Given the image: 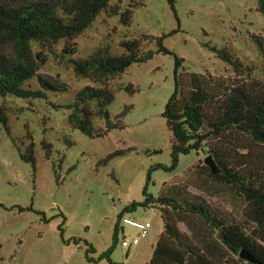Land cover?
<instances>
[{"label": "rangeland", "instance_id": "1", "mask_svg": "<svg viewBox=\"0 0 264 264\" xmlns=\"http://www.w3.org/2000/svg\"><path fill=\"white\" fill-rule=\"evenodd\" d=\"M133 1L137 2L111 0L110 9L74 41L78 46L74 56L62 54L64 42L46 52L48 62L39 74L66 84L67 93L3 101L8 123L0 124V264H109L98 258L111 247L114 264H145L158 231H163L160 212L139 208L124 216L152 225L149 236L129 254L122 247L123 238L131 239L138 232L122 219L114 243V229L126 206L144 200L150 169L172 166V133L163 113L175 90V57L184 60L183 68L192 73L226 81H264V51L255 40L259 38L264 47V16L258 12L257 0H176L175 11L168 0H144V6L132 9L131 25L124 26L111 9L124 12ZM144 37H164L163 47L169 54L156 53L152 60L134 64L121 78L109 81L115 98L108 107L110 120L130 109L123 118L124 128L101 138L73 129L71 110L65 106L85 87L100 85L78 79L68 62L86 59L103 47L111 55H122V43L132 40L142 41V52H157L156 41L150 43ZM40 49L33 46L35 53ZM223 50L239 62L243 74L221 59ZM29 86L42 91L36 78L25 88ZM130 87L133 94L127 91ZM105 124L104 119H94L93 129L104 130ZM31 142L35 170L20 156ZM44 144L51 146L49 159ZM115 153L119 154L107 160ZM205 158L201 152L181 155L175 170L151 172L148 192L157 197L164 183L184 181L188 170L200 161L204 165ZM209 189L211 196L194 187L188 193L225 211L231 219L243 220L240 199L220 186ZM179 229L188 233L184 224ZM89 248L93 262L86 259Z\"/></svg>", "mask_w": 264, "mask_h": 264}, {"label": "trees", "instance_id": "2", "mask_svg": "<svg viewBox=\"0 0 264 264\" xmlns=\"http://www.w3.org/2000/svg\"><path fill=\"white\" fill-rule=\"evenodd\" d=\"M111 0H0V124L7 126V109L3 101L9 98H43L45 92L67 93L69 87L58 79L39 72L48 62L46 52H53L64 42L62 54L74 56L78 46L74 42L88 30L96 18L110 9ZM258 12L264 16V0H257ZM175 11L176 0H168ZM144 6V0L132 2L124 12L111 9L113 16H121V23L130 26L132 9ZM156 41L157 52H142L141 40L122 43L124 54L111 55L106 47L97 49L86 59L70 60L78 79L99 84V88L85 87L65 106L71 110L69 124L90 138H101L116 129H123V118L130 109L110 120L108 107L114 101L109 81L117 80L134 64L153 59L156 53L169 54L163 38L144 37ZM153 40V42H151ZM261 51L263 43L255 38ZM41 51L35 53L33 46ZM221 59L243 74L239 62L227 50ZM184 60L175 57V90L166 104L163 118L172 133V166L151 168L143 189L142 202H133L118 215L114 229L117 240L121 221L137 209H157L163 221L148 264H254L240 258L249 254L256 264H264V81H226L210 74L192 73L183 68ZM37 79L42 91L25 86ZM132 94L131 87L127 89ZM106 120L105 129L95 131L94 119ZM46 158L50 145L44 144ZM33 142L20 154L22 161L36 169ZM203 153L217 167V173L200 161L188 170L184 181L166 184L157 197L148 192L151 172L175 170L179 156ZM119 153L108 157L107 160ZM211 185L232 192L243 203L242 221L231 219L225 211L214 208L205 199L188 193L190 187L211 196ZM2 206H0L1 208ZM24 212V209L20 210ZM45 222H47L44 219ZM184 224L188 233L179 225ZM61 233L63 232L60 229ZM75 245L80 241L74 240ZM114 247L101 254L98 261H111ZM93 252L86 251V259Z\"/></svg>", "mask_w": 264, "mask_h": 264}, {"label": "built area", "instance_id": "3", "mask_svg": "<svg viewBox=\"0 0 264 264\" xmlns=\"http://www.w3.org/2000/svg\"><path fill=\"white\" fill-rule=\"evenodd\" d=\"M123 224L135 229L138 232V234L131 239H127L125 237L123 238L122 247L126 250L138 246L142 240L149 236V232L152 228V225L149 222H137L124 218Z\"/></svg>", "mask_w": 264, "mask_h": 264}, {"label": "water", "instance_id": "4", "mask_svg": "<svg viewBox=\"0 0 264 264\" xmlns=\"http://www.w3.org/2000/svg\"><path fill=\"white\" fill-rule=\"evenodd\" d=\"M204 165L207 166V167H209L211 169V171H212L213 174H216L217 173V167H216V165L214 164V162L212 161V159L210 157L205 158ZM130 250L131 249H128V252H127L128 254H129ZM127 257H128V255H127ZM240 258L242 260H244V261L249 262V263L256 264L254 262L253 258L249 254H247L246 252H244V251L241 252Z\"/></svg>", "mask_w": 264, "mask_h": 264}, {"label": "crops", "instance_id": "5", "mask_svg": "<svg viewBox=\"0 0 264 264\" xmlns=\"http://www.w3.org/2000/svg\"><path fill=\"white\" fill-rule=\"evenodd\" d=\"M161 233H162V231H158L157 236H156V241H157L158 236H159ZM144 240H145V239H144ZM141 242H142V241H141ZM141 242H140V244H141ZM155 243H156V242H155ZM140 244H139V245H140ZM139 245H138V246H139ZM152 249H153V248H152ZM151 257H152V254H151V256H149V258H148L147 262H145V264H148V263H149Z\"/></svg>", "mask_w": 264, "mask_h": 264}]
</instances>
